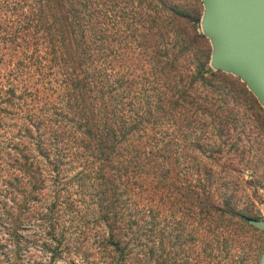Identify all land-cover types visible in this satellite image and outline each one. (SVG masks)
I'll list each match as a JSON object with an SVG mask.
<instances>
[{
  "label": "trees",
  "instance_id": "16d2710c",
  "mask_svg": "<svg viewBox=\"0 0 264 264\" xmlns=\"http://www.w3.org/2000/svg\"><path fill=\"white\" fill-rule=\"evenodd\" d=\"M203 11L0 0V264H246L262 217L199 154L240 152L241 105L263 132L264 108L211 67Z\"/></svg>",
  "mask_w": 264,
  "mask_h": 264
},
{
  "label": "water",
  "instance_id": "95a60500",
  "mask_svg": "<svg viewBox=\"0 0 264 264\" xmlns=\"http://www.w3.org/2000/svg\"><path fill=\"white\" fill-rule=\"evenodd\" d=\"M210 65L239 77L264 108V0H202ZM264 231V219H249ZM259 264H264V249Z\"/></svg>",
  "mask_w": 264,
  "mask_h": 264
},
{
  "label": "rangeland",
  "instance_id": "374dc122",
  "mask_svg": "<svg viewBox=\"0 0 264 264\" xmlns=\"http://www.w3.org/2000/svg\"><path fill=\"white\" fill-rule=\"evenodd\" d=\"M242 110L238 114L241 121L239 132L242 136L240 139V152L233 151L220 155V158L214 160L208 157L209 153L199 154L202 164L213 167L218 172L221 167L218 162H226L232 167L228 173L221 171L219 182L221 185L220 199L231 193L235 194V204L238 210L242 212L259 213L261 219H264V132L259 126L258 116L251 109L249 104L241 105ZM255 144V148L253 147ZM254 150L251 154L249 151ZM243 152L246 153L243 156ZM252 154H256L253 156ZM261 158V159H260ZM189 162V161H187ZM75 171H68L69 176H73ZM226 191V193H224ZM260 246H251V239L248 238L245 250L249 252L246 264H259L261 254L264 249V233L262 235ZM228 260V259H226ZM55 264H69L68 261H60ZM100 264V263H99Z\"/></svg>",
  "mask_w": 264,
  "mask_h": 264
}]
</instances>
